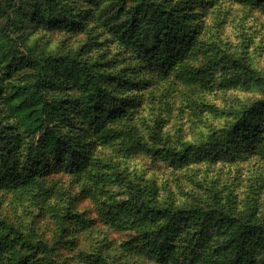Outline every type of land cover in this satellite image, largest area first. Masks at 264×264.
I'll return each mask as SVG.
<instances>
[{"label":"rangeland","instance_id":"1","mask_svg":"<svg viewBox=\"0 0 264 264\" xmlns=\"http://www.w3.org/2000/svg\"><path fill=\"white\" fill-rule=\"evenodd\" d=\"M143 1L155 14L133 28L113 0H0V162L30 155L12 158L26 179L0 187V264H99V252L159 264L133 256L152 225L124 229L104 210L137 186L232 192L264 209L263 139L249 123L234 160L207 151L215 129L264 98V0ZM25 84L45 99L27 103ZM84 148L88 160L72 161Z\"/></svg>","mask_w":264,"mask_h":264},{"label":"trees","instance_id":"2","mask_svg":"<svg viewBox=\"0 0 264 264\" xmlns=\"http://www.w3.org/2000/svg\"><path fill=\"white\" fill-rule=\"evenodd\" d=\"M130 1L135 0H113L110 6L113 7L114 15L124 18L131 27L138 26L140 20L149 19L155 14L145 1L136 0V6L129 8L127 5ZM6 70L14 71L12 66H6ZM17 87V94L23 92L29 95L25 100L29 104L45 99L44 92L40 93L38 89L32 91L29 84ZM100 104L97 103L96 108ZM247 104H242L241 107H246ZM258 112L264 113V98L249 110L240 112L232 125L222 130L215 129L209 135V160H234L235 145L239 138L246 137L249 133L243 127L247 122L254 137L263 139L264 156V135L263 138L261 136L264 130L262 126L259 127ZM111 114L110 111L108 115ZM42 116L45 122L53 123L48 118V113L42 112ZM17 129L18 131H14L21 135L20 143L27 139L36 145L32 134L26 136L27 132H24L31 131L29 127L22 130L18 125ZM61 143L57 139V149ZM39 149L40 145L37 147ZM5 151L4 147L1 153ZM78 155L79 160L72 161H87L89 158L85 148ZM15 157L27 159L21 148L6 151L0 162V187H12L26 179L12 163V158ZM30 163L31 166L27 165L25 168L26 171L29 167V173L36 171L38 166L36 161L31 160ZM137 188L138 192L130 193L124 199H110L104 208L107 218L116 225H122L124 229H134L148 223L152 225V229L146 232L148 243L142 247H133L136 249L133 253L136 258L149 255L158 259L159 264H264V209L260 207V202L257 207L237 206L232 192L222 199L217 192H206L205 189L187 192L181 186H159L158 191L151 188L148 191L141 186ZM257 201L255 200L256 203ZM95 256L99 264H107L108 257L103 252Z\"/></svg>","mask_w":264,"mask_h":264}]
</instances>
